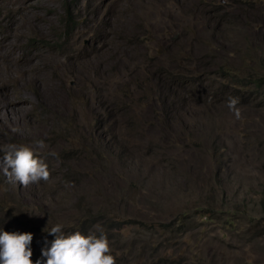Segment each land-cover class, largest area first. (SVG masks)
<instances>
[{
  "label": "rangeland",
  "instance_id": "rangeland-1",
  "mask_svg": "<svg viewBox=\"0 0 264 264\" xmlns=\"http://www.w3.org/2000/svg\"><path fill=\"white\" fill-rule=\"evenodd\" d=\"M263 20L242 0H0V145L42 140L50 170L27 187L0 170V228L97 216L127 238L201 205L264 231V90L216 72L242 59V74L262 71L246 47L264 59ZM237 236L216 264H264V235Z\"/></svg>",
  "mask_w": 264,
  "mask_h": 264
},
{
  "label": "trees",
  "instance_id": "trees-1",
  "mask_svg": "<svg viewBox=\"0 0 264 264\" xmlns=\"http://www.w3.org/2000/svg\"><path fill=\"white\" fill-rule=\"evenodd\" d=\"M242 1L256 9H264V0ZM260 29L264 31V23ZM246 50L254 54L256 57L255 65L257 68L262 69V73L245 72L246 74H242L241 69L243 68L241 64L244 63L243 59L237 65H231L228 62L225 64L223 61L217 62L216 72L221 78L222 85L228 82L229 85H224V87H232V90H236L237 93L244 92L250 87L256 91L264 90V67L261 65L264 64V59L260 57L258 52H254L250 45L246 47ZM261 51L264 52V47L261 48ZM187 52L188 50L185 51L186 54ZM187 55H190V52ZM185 58L186 56H184ZM208 58L215 60L212 54H209ZM160 72L161 74L164 73L163 68ZM172 75L170 74L169 76ZM176 78V81H179L181 78L180 74ZM230 80H233V85L229 82ZM216 210L208 211L200 205L195 206L191 212L183 211L172 216L169 220L155 219L149 222L148 225L138 222L136 224L140 225L139 228L144 231V235L136 233L132 237L127 238L122 237V234L118 231L119 226L116 228L114 223H109L108 218L97 216H88V219L84 217L80 221L77 219L71 228L63 229V231L65 233L80 231L85 235L89 232H94L97 236L100 235L101 231L104 232L110 241L111 254L116 258V264H216L218 249L228 246V242L225 240L226 237L238 234L237 237L246 238L245 236L248 235L246 241H249L264 235V231L261 229L251 230L252 225H249L247 215L240 217L231 208H218ZM244 218L247 219L245 220ZM123 223L131 224L132 222L123 221ZM195 225L200 226V231L197 234L194 230ZM94 226H99V230H95ZM20 227L21 231L19 233L33 234L30 244L32 249L35 245H39L40 242L46 241L50 242L46 248H50L55 239L54 235L48 233L49 231L37 234L39 232L38 229H42L41 227L27 224H23ZM211 230L216 232V236L208 239L207 236L211 233ZM199 242H202L203 245L206 243L210 244L204 246V252H202L201 248L198 249L197 243ZM204 253L211 258L205 259Z\"/></svg>",
  "mask_w": 264,
  "mask_h": 264
},
{
  "label": "clouds",
  "instance_id": "clouds-1",
  "mask_svg": "<svg viewBox=\"0 0 264 264\" xmlns=\"http://www.w3.org/2000/svg\"><path fill=\"white\" fill-rule=\"evenodd\" d=\"M239 104V97H229L228 108L236 119L241 118ZM45 147L42 140L35 141L33 145H0V152L3 153L0 170L10 183L19 182L25 187L47 182L50 170L45 159L41 158V150ZM49 155L55 156L56 153ZM63 227L56 224L48 232L55 239L50 248L42 249V256L47 258L44 264H116L110 241L104 232L101 231L99 236L94 232L87 235L80 231L65 233ZM32 239V233H10L0 228V264H33ZM35 264H42V261L37 260Z\"/></svg>",
  "mask_w": 264,
  "mask_h": 264
}]
</instances>
